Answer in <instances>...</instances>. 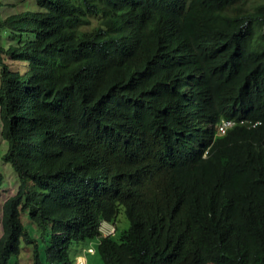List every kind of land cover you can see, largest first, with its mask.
<instances>
[{
  "label": "trees",
  "instance_id": "16d2710c",
  "mask_svg": "<svg viewBox=\"0 0 264 264\" xmlns=\"http://www.w3.org/2000/svg\"><path fill=\"white\" fill-rule=\"evenodd\" d=\"M19 3L0 13V154L19 182L0 264L24 244L74 264L93 238L102 264H264V0Z\"/></svg>",
  "mask_w": 264,
  "mask_h": 264
},
{
  "label": "rangeland",
  "instance_id": "374dc122",
  "mask_svg": "<svg viewBox=\"0 0 264 264\" xmlns=\"http://www.w3.org/2000/svg\"><path fill=\"white\" fill-rule=\"evenodd\" d=\"M4 4L0 6V13L5 15L10 14L11 12L15 11V7L11 5V2H14L15 6H19L21 3H19L20 0H3ZM249 3L251 2H258L260 0H248ZM19 3V4H18ZM20 8V6H19ZM13 36H11L10 33H3V30H0V44L3 42L7 43L13 40ZM8 63H12L11 58L7 59ZM15 68H18L21 64L20 62L12 63ZM1 130V125H0ZM0 148L1 151L4 152L7 149V144L3 140L1 134H0ZM0 169L4 173V180L2 185H0V230H2L1 226V215H2V209L1 205L2 202L9 197L10 195L16 193L18 188V178L17 173L13 169V167L6 161H4L1 158L0 154ZM22 219L25 223L26 227L31 230L33 233L37 235V237L42 238V231L41 228L36 224L34 221L31 220L29 211L23 210L22 212ZM105 224H109V222H106ZM117 225L119 228H123L124 226L129 225V219L126 217V214L124 211H122L119 220L117 221ZM110 227V225H107ZM103 227V226H102ZM42 245H44V242H41ZM99 245V239L93 238L89 241H81L77 244H74L73 248L71 249V256L73 259L74 264H78V258L77 255H83L87 258V264H102V257L98 250ZM89 247H94V251H88ZM43 249V246H42ZM31 245H22L21 252L12 259L13 264H34V252ZM43 251V250H42ZM43 255V263L44 264H54L52 261L48 260L47 255L45 251L42 253Z\"/></svg>",
  "mask_w": 264,
  "mask_h": 264
},
{
  "label": "clouds",
  "instance_id": "9594fccd",
  "mask_svg": "<svg viewBox=\"0 0 264 264\" xmlns=\"http://www.w3.org/2000/svg\"><path fill=\"white\" fill-rule=\"evenodd\" d=\"M240 122H244L243 119L240 120ZM237 124V120L235 118L232 117H221L217 122H216V128H217V134L220 135H224L227 133V131L234 127ZM106 222H109V224H105ZM107 225H110V227L112 226L114 229L112 231H110L109 233H105L103 231V229H108L109 227ZM103 226V227H102ZM116 229V226L113 222L107 221V220H103L100 226V231H101V235L102 236H106V235H110L112 233H114ZM93 248V251L95 250L94 247H89L88 251H90L89 249ZM81 256V255H80ZM80 258L78 257V260ZM80 262V261H79ZM79 264V263H78ZM85 264V261H84Z\"/></svg>",
  "mask_w": 264,
  "mask_h": 264
},
{
  "label": "built area",
  "instance_id": "2783aa9c",
  "mask_svg": "<svg viewBox=\"0 0 264 264\" xmlns=\"http://www.w3.org/2000/svg\"><path fill=\"white\" fill-rule=\"evenodd\" d=\"M114 228L111 226V227H109L108 229H103V231L105 232V233H109L110 231H112ZM90 251H93V248H90L89 249Z\"/></svg>",
  "mask_w": 264,
  "mask_h": 264
},
{
  "label": "crops",
  "instance_id": "0c3cea01",
  "mask_svg": "<svg viewBox=\"0 0 264 264\" xmlns=\"http://www.w3.org/2000/svg\"><path fill=\"white\" fill-rule=\"evenodd\" d=\"M83 258L84 259V261H85V264H87V258H86V256H83V255H81V256H79V258ZM79 261H80V259L78 260V263H79Z\"/></svg>",
  "mask_w": 264,
  "mask_h": 264
},
{
  "label": "bare ground",
  "instance_id": "6f19581e",
  "mask_svg": "<svg viewBox=\"0 0 264 264\" xmlns=\"http://www.w3.org/2000/svg\"><path fill=\"white\" fill-rule=\"evenodd\" d=\"M79 264H84V259L80 257V262Z\"/></svg>",
  "mask_w": 264,
  "mask_h": 264
}]
</instances>
